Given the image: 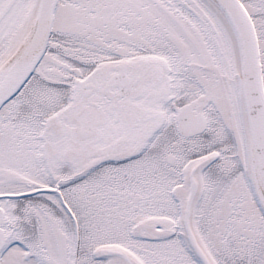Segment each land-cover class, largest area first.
Segmentation results:
<instances>
[{"label":"snow or ice","instance_id":"snow-or-ice-1","mask_svg":"<svg viewBox=\"0 0 264 264\" xmlns=\"http://www.w3.org/2000/svg\"><path fill=\"white\" fill-rule=\"evenodd\" d=\"M0 264H264V0H0Z\"/></svg>","mask_w":264,"mask_h":264}]
</instances>
